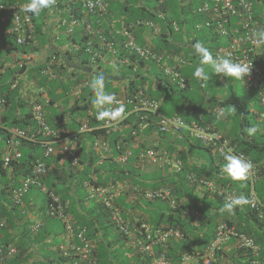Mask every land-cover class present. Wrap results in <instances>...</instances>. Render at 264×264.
Instances as JSON below:
<instances>
[{"label":"trees","instance_id":"16d2710c","mask_svg":"<svg viewBox=\"0 0 264 264\" xmlns=\"http://www.w3.org/2000/svg\"><path fill=\"white\" fill-rule=\"evenodd\" d=\"M0 1L1 4L7 5L16 4L19 2L17 0ZM104 1L107 3L108 8L107 12L103 16L107 17L108 20H111V18L119 19V27H117L119 28L118 30H111V33H109L110 29L108 28L99 29L98 25L95 24V20L92 23L93 26L90 25V21H84V19L90 16V14H83L81 12L83 9V0H75L72 2L68 1V7L66 6V9H64V14L66 17H64V19L62 18L59 21L58 28H62V33L67 35V37H72L73 33L79 27V31L82 34V38L84 40L88 37H92L93 40L98 39L97 35L101 34V37L103 39L111 42L117 51V58L119 60H127V63L124 66L118 64L123 69H119L118 67H116V69H119V77L121 78V80L123 78L127 81L126 85L124 86V91L126 93L131 94L132 91L141 88V84H143L144 82V76L142 73H140V69L142 67L148 68L151 75L156 74L164 79L163 76L165 75L163 71L160 72V63H163V61H173L177 66L180 65L179 63H182L183 67L180 70V73L184 80V87L180 88L179 86L174 85V88H170L171 93L172 95H178L183 98V93H187L188 91L192 92L195 88V85L198 86L197 88L202 90V92H205L206 90H204L202 86L204 84H207V90L212 91L208 92V97L206 99L200 98L199 102H197V114L193 115L192 120L197 121L202 126H208V117L204 118V114H207V111L202 104L206 102V104L208 103L209 105L212 104V106H215L221 105L220 103H223L218 101L216 97L218 94L223 92L224 83L227 78L222 76L221 83V81L219 80L221 76L219 74H215L214 70L207 64H205V72L210 74L209 80L200 81L194 76L196 67L200 66L198 61L200 60V57L195 53L193 47L196 42L203 43L207 48H209L214 57L216 55L217 49L226 45L225 38L218 36L213 23H210V26L208 27H202L201 29L198 28L199 24L203 25L206 22V16L200 13L198 10L207 0H198L195 11H193L192 7V4L195 0ZM250 1L253 3V17L254 19H258V16L264 9V2L262 0ZM25 2H29V0H20L19 4H26ZM190 14H192V18L189 17ZM29 15L33 30V39H35L36 34L40 35L41 33V29H35L34 26L36 25L35 17L39 15H33L31 13ZM74 20H76V25L73 26V30L68 35L66 34V24H69ZM38 21L41 22V20H37V22ZM63 21L64 24L62 25ZM137 21H140V24H137ZM146 21H149L152 24L151 27L145 26ZM188 23H191V25L193 26L194 31L192 33H190L189 30L186 29ZM84 24H89L90 26H92L93 28H91L95 33L93 35L86 33L84 30ZM129 24H134V29H132L131 31V34L134 38V43L145 48L148 47L151 51L161 56L162 58L160 62L157 63L153 60L144 61L138 58L135 54L131 53L128 49L123 47L126 38L122 34V30L125 29ZM8 27L9 26L2 27V30L5 31ZM27 28L28 27L23 24L17 32L13 31L10 35H2L3 38H10L9 43L12 44V48L10 49H21V51L26 53L25 51H29V49L32 48V40L20 47L15 44L16 35L17 37L24 35ZM202 29H205L206 33H202ZM146 33H148V42L144 41L142 38L143 34ZM181 36H184L183 38L185 39V43L187 44L184 45V41L179 43L178 37ZM55 37V40H58V37L60 38V34L59 36ZM78 51L85 52L89 51V49L87 48V45H84L82 49ZM56 54H58V52ZM56 54L48 56V63L52 58H54V60H57ZM82 61V63L84 64L85 60ZM253 61H255V64L261 68V73L264 74V65L257 63V57L253 58ZM46 67L47 66L45 65L43 69L41 66L37 68L42 82H45L46 79L48 80V75L44 73ZM136 67H138L139 70L136 69ZM25 68L26 66H22L21 68H17V71L21 72L25 70ZM147 78L145 80H147ZM165 82L167 81L165 80ZM9 84L10 83L5 82L0 86V90L5 92L6 102V108L4 111V115L2 116L3 127L5 129L17 127L19 129L29 131L36 137H40V135L37 134L38 129L34 127L31 119L32 107L30 106V110L27 111L24 108L29 105L28 103H24L23 101L21 102L19 100H17L18 102H14V92L16 91V89H10ZM105 86L104 90L108 89V91L113 92L112 94L115 97H121L118 95L120 94L118 92L119 90L113 89L109 81L106 82ZM88 91H91V94L93 93L92 88ZM155 98L159 99V96ZM230 98L233 99V96L231 95ZM255 99L258 103V106L261 107L256 96ZM79 100L83 101V98ZM188 100H190V98H188ZM90 102L88 101L85 106H82V108L80 107L83 114L87 112V108L90 107V105H93L92 102ZM236 105H234L236 109L232 112V114H247L245 115L247 117L241 118L239 120V134H236L235 138L231 139V143L237 150L246 154L251 158L253 163L256 164L258 179L254 185V188L256 195L263 206L264 133L260 136L256 133L249 134L246 125H248V121H250V119L252 120L254 116L251 115L247 106L241 104ZM93 106H91V111L96 114L97 109L95 107L93 109ZM130 108L131 107L129 105H126V113L131 110ZM18 110L21 111L19 114H17ZM263 110L264 109L262 108L261 112H263ZM200 115L204 118V120ZM57 117L58 119H61L60 115H57ZM89 120L91 126L100 124V120L96 119V115L91 117ZM46 121L53 130L58 129V125H55L53 117H48ZM139 121L140 124L143 123L145 125L144 129L146 130V132L152 129L157 134L166 135L158 131V117L156 115H150L144 121H141L139 120V115L137 114H130L126 117V119H124V124H126L127 127L124 128L125 130L123 131V133L119 132L106 135L103 130H98L92 132L91 134L100 133L105 135V137L107 138L112 135L113 140L109 141V144H111L112 147L117 143H119L121 147L122 145L127 147L128 143L130 144L133 140L130 133L131 131L137 130ZM188 121L189 120H187V122ZM213 130L217 131L216 129ZM142 133L143 131L138 132V134L140 135ZM6 139L7 137L5 136V132L0 131V142L4 141L3 145L5 144ZM198 142H195V144H193L189 141L188 145H192L193 148H199V150L206 151L209 154L213 153L211 152L212 150L209 147L206 148L204 146L205 144ZM18 149L21 152L20 159L17 162H12L7 168L2 167V158L0 154V218L5 220V226L0 228V240L3 242V244L13 245L17 250L15 256L8 260L7 264H89L87 261L79 262L74 255L72 256V254L68 257H63L59 254L58 247L64 244V240L62 237V234L64 232L63 220L60 219L57 215L47 216L45 214L49 204L51 203V200L48 197V192H53L58 197V204L65 207V213L71 218L74 226H78L79 228L83 229L85 228L87 237L91 240L98 235L100 229L113 227L116 231H118L115 223L110 218L109 212L102 204L93 203L94 205L89 206V208L84 210L83 215L79 217L77 216L76 204L82 205V202L87 201V196L85 194V196L82 197L79 196V194L75 198H72L71 195L68 194V191L70 190L68 188L73 186L76 187V189H84L83 181L87 179V176L83 178L84 180L80 181V178H78L79 176H76L74 169L71 168L70 165L68 166V163L63 164L65 171L59 170L57 167L51 168L50 166L53 162V156L44 158L42 155L43 150L41 148V144L39 143H29L26 145L23 144L19 146ZM191 156L195 157L194 154H191ZM207 156V164L204 163L202 165H199L198 163H189L188 156L186 154L182 155L181 157L179 156L180 158H178V160L181 163V168L178 171H175L177 177L174 178L173 181H166L164 185L157 184L156 186L148 188L149 190H157L160 188L167 189L169 190L170 195L174 200L173 208H171L165 200H162L164 203H166L168 210L162 209V215L160 214L159 216H157V219L155 221L156 225L154 224L155 227L153 228L168 226L178 229L182 234L181 239L177 240L178 246L180 247L179 250L181 252L179 257L173 256L167 250L169 248L168 245L173 242L172 240H170L163 247H154L155 252L166 253V256L169 258V260L171 259V261H178L184 255L189 254L193 256L204 255L209 247V244L213 241L216 235L218 226L225 224L228 227H234L236 230H238L239 233L251 237L258 249L256 256L257 258L254 257L251 250L245 248H235L231 249L229 252H225L226 254L224 255L229 258L231 263L249 264V260H257L261 264H264V217H262L261 213L259 212V209L261 208H251L249 203L243 206H237V208L233 212H229L224 208V205L229 199V197L225 195L227 192L230 193L232 197L243 195L248 199V201L250 200L249 182L244 180V183L241 187H232V184L229 183V181H227L222 174V168L226 164L225 159L218 156L217 153H214V156H211V154L210 157L208 154ZM38 159H41L43 162H45V164L49 168L47 175L42 180L43 184L47 188V193L41 192V189L39 187L32 186V188L29 189L27 193L22 197V202H24V204L26 203L24 206H28V210H25L20 208L19 205L12 202L10 196L11 190L19 185V177L28 174L32 163ZM80 163H82L81 160ZM93 167V164H88L86 166V170ZM9 170H11L10 180L9 176L7 175ZM113 172L119 175V180L120 178H124L126 173H130V171L124 169V166L120 165L119 171L114 168ZM96 173L97 170H95L94 175L98 176V174ZM188 176H193L194 180L189 181L187 179ZM75 177L79 180L78 183L75 182V184L77 183L76 185L71 182V179L74 180ZM201 178L214 182L219 187V189L225 190V192L219 195L218 193H212L210 191L200 189L199 192L203 196V202H201L196 195L197 189L201 188L197 181ZM102 182L103 181L101 179V183ZM58 183L63 187H58ZM105 184H107V182H105ZM34 195L38 196L41 202L38 212V220H40L41 225L36 231L33 232L30 231L29 227V224L31 222V216L29 214L32 211V209H30L29 199ZM83 198L84 200H82ZM160 200L161 199H159V201ZM199 202L201 204H199ZM151 205H154L152 201H147L145 203V206L150 207ZM120 207L122 208L123 206L119 205V211L121 210ZM156 207H158V205H156ZM72 211L73 215L70 216L69 214H71ZM161 217L162 219L160 220ZM58 222L61 223V231H56L54 234L52 232V226H56ZM98 226L100 227V229L98 228ZM119 238H125L121 231H119ZM49 239H51V241L47 242ZM55 239H58V241L55 242ZM72 242H77L75 237L72 239ZM230 242H232V240ZM133 249L136 250V252L138 253L137 255L140 257L141 254L137 251V249L135 247H133ZM46 250L47 253H43V251ZM108 251L109 246L102 247L101 249L99 248L98 251H95L96 253L94 262L97 264H112L109 261L110 256ZM223 252L224 250L222 246L221 250H219L216 254L217 256H219ZM40 254H44L45 256L42 257L41 260H39L40 262L32 261L35 260L33 257L38 258ZM143 258L142 262L149 264L148 258ZM123 261L124 260H122V262L119 261V264H125V262Z\"/></svg>","mask_w":264,"mask_h":264},{"label":"crops","instance_id":"0c3cea01","mask_svg":"<svg viewBox=\"0 0 264 264\" xmlns=\"http://www.w3.org/2000/svg\"><path fill=\"white\" fill-rule=\"evenodd\" d=\"M17 1H19V4L20 0ZM68 1L72 2L75 0H54V3L49 8L43 10L39 16L35 17V29H41V33L40 35L36 34V38L31 45L32 48L29 49V51H25L27 54H30L31 57H33L29 60V62H27V64H25L26 68L24 72L19 74L20 78L18 88L14 92V102L19 100L21 102L23 101L24 103H28L29 105L24 108L27 111L30 110V104L34 101L44 103L46 117H53L55 125H58V130H60L62 133H70L75 131L78 126V122L83 120L82 118H91L96 115L90 114L91 106L93 105H90V107L87 108L88 110L85 114L82 113V106H85L88 101L92 102L94 94H91V91H88L91 89L90 86H87V90H85L83 94L79 95L76 93L74 88L77 89L81 81L87 80L91 84V81L94 80L95 76L100 74L105 77L104 86L106 85V82L109 81L113 89L119 90V96H125L129 94L124 91V86L126 85L127 81L123 78L121 80L119 77V69L123 68L117 65L114 59L107 52L105 46L101 44L99 35H97L98 39L93 40L92 37H88L84 40L82 38V34L79 31V27L73 33L72 37H67V35L62 33V28H58L59 21L66 17L64 14V9H66V6L68 7ZM37 20H41V22H37ZM85 20L88 22L90 21V25H92L93 21L95 20V24L98 25L99 29L108 28L110 29L109 33H111V30L116 31L119 29L117 28L119 27V19L111 18V21L105 16L90 14V16L85 18L84 21ZM1 31L2 27L0 26V67L5 66L6 71L0 79V86L5 82L10 83L15 72L17 73V62H19L23 55L26 54L21 51V49H10L12 48V44L9 43L10 38H3ZM59 34L60 38L58 37V40H55V36H59ZM184 36L178 38L179 43L184 41L183 43L185 45L187 43H185V39L183 38ZM142 38L144 41L148 42V33L143 34ZM84 45H87L89 51H78L82 49ZM55 52H58V54ZM94 53L101 54V59L91 64L90 58ZM53 54L57 55V63L53 68V72L56 74V79H46L45 82H42L37 68L41 66L43 69L45 65L47 66V58ZM82 60H85L84 64L82 63ZM257 60V63L264 65V44L258 50ZM198 61L200 65V60ZM116 67L119 69H116ZM203 67L205 70L206 65H203ZM136 69H138V67H136ZM140 73H142L144 76V82L141 84V87L144 88L145 93L149 97L155 98L159 96L158 100L161 102L160 112L164 116L171 117L178 115L185 121H193V115L197 114V102H199L200 98L206 99L208 97V92L212 91L207 90V84L202 86V88L206 90L205 92H202V90L198 89V86L195 85V88L192 92L188 91L186 94H184L183 98H179L177 95L175 96L171 93L170 88H174L175 86L168 84L164 80L161 81L162 78L156 74L151 75L148 68L142 67L140 69ZM146 78L147 80H145ZM221 78L222 76L219 78V80L222 83ZM238 83L239 85H242V90L240 92L236 86L235 79H226L223 92L218 94L216 97L218 101L223 102L220 103L221 105L212 106V104L209 105L208 103L206 104V102L202 104L207 111V114H204V118L208 117V127L216 129L230 140L234 139L236 134H239V120L241 118L247 117L245 116L247 114H232V112L236 109L234 106L236 104L247 106L251 115L254 116L252 120L250 119V121H248L249 126L246 125L247 129L255 127L257 129L255 133L259 136L264 133V120L260 118L262 108L258 106L254 91L245 85L241 80H239ZM105 93L112 94L113 92H110L107 89ZM1 95H5V92L2 90H0V96ZM231 95L233 96V99L230 98ZM247 95L250 96L248 97ZM81 98H83V101L79 100ZM188 98H190V100H188ZM168 99H170V101H175V103H168ZM247 99L250 100L248 105L246 104ZM166 105H168V107H164ZM106 107L109 106L106 105ZM20 110L17 111V114L21 112ZM57 115H60L61 119H58ZM204 118L202 117L203 120ZM96 135H99V138L103 136V134L100 133L88 134L80 140L79 146L76 150L82 163H80V166L74 168L75 174L77 177L79 176L78 178H80V181H82L84 180L83 178L85 176L93 172L92 168L86 170V166L88 164H93V166H95L97 163L98 166L95 170H97L96 174H98V182L101 183L102 179L103 182L101 184H105V182L112 184L111 181L114 180L113 183L116 184L119 193L113 202L118 210L119 205L123 206L122 208L120 207L122 219L126 222L130 230L133 229L136 221L144 222L151 227H155L157 216L160 214L162 215V209L160 208V205H158V207H154L155 205H151L150 207L145 206L147 201L141 196V194H136V192L133 190V187L143 191H152L148 188L156 186L157 184L164 185L166 181H173V179L177 177L175 171H178L174 162L176 159L174 158L178 159L184 154L188 156L189 163H198L199 165L204 163L207 164V154L209 157L210 154L211 156H214L213 153L209 154L206 151H202L199 150V148H193L192 145H188L189 141L193 144L198 142L196 140H192L188 136L174 137L173 135L169 134L160 135L154 132L152 129L148 132H146L144 129L142 135L138 139V143L134 141H131L130 144L128 143L127 148L132 151V158L129 160L127 165L124 166V169L130 171V173H126L125 177L120 178L119 180V175L113 172L114 168L119 171V166L114 161V158L117 156L116 152L113 151L112 157H108L104 161L98 160V158L96 159V155L92 152L90 145L96 139V137H94ZM104 139H109V141H112L113 136L110 135L108 138L104 136ZM1 143H4V141H1ZM143 143H146L147 145L144 144L143 146ZM59 145L60 141L55 143L56 152L52 158L53 162L50 167H57L59 170L65 171L63 164L68 163V166L71 164L67 160L65 161L64 157L59 153ZM148 147H154L164 153L168 158V162H166V164H163V162H159V164L138 162L137 155L144 148L146 149ZM191 154H194L196 158L192 157ZM224 168L225 166L222 168V174L224 178L232 184V187H241L244 183V180L237 181L233 179L230 175L225 173ZM7 175L9 176L10 180L11 170L8 171ZM21 177H19V179ZM78 178L75 177L74 180L71 179V182L74 184L75 182L78 183ZM57 186L63 187L59 183ZM68 189H70L68 194L71 195L72 198H75L79 194V196L82 197L85 196V194L87 196L88 193V190L85 188V190L83 188L76 189V187L71 186ZM200 189L204 190L203 188H198L196 195L199 200L203 202V196L199 192ZM82 200H84V198ZM87 201L82 202V205L76 204V214L78 217L83 215L85 209L94 205L93 203H96V201L93 199H88ZM160 201L163 202L162 200ZM160 201L158 200L157 202L161 203ZM40 204L41 202L38 196L34 195L33 197H30L29 205L30 209H32L30 214V216L32 215L31 218L38 217ZM163 204L166 205V203ZM199 204L201 203L199 202ZM24 209L28 210V206H24ZM151 212H153L154 218L149 217L148 214ZM161 219L162 217L160 220ZM98 228L100 229L99 226ZM92 240L95 241H93L96 247L95 251H98L99 248L101 249L102 247L109 246V261L112 264H119V261L122 262V260H124L123 262H125V264H146L142 262L143 257H139L137 255L138 253L135 249H133V246L126 238H119V231H116L113 227L100 229L98 235ZM50 241L51 239H49L47 242ZM172 241L173 242L168 245L169 248L167 250L173 256L179 257L181 252L179 250L180 247L178 246V241ZM231 249L232 243L226 246L224 251L227 252V250L230 251ZM43 253H47V250L43 251ZM42 257H45L44 254H40L38 258L33 257L35 260L32 261H39ZM224 257H226L224 254L217 256L216 262L218 264H225ZM229 262L230 261L228 260L227 263Z\"/></svg>","mask_w":264,"mask_h":264},{"label":"built area","instance_id":"2783aa9c","mask_svg":"<svg viewBox=\"0 0 264 264\" xmlns=\"http://www.w3.org/2000/svg\"><path fill=\"white\" fill-rule=\"evenodd\" d=\"M264 2V0H262ZM25 4H0V23L5 27L9 26L2 33L10 35L13 31L17 32L20 27L24 24L28 28L24 35H16L15 42L17 45H25L29 41L33 40V30L31 25L30 13L23 10ZM108 5L104 0H83V14H97L98 16H103L107 12ZM200 13L206 16L205 26H210V23L214 24V28L218 36L225 38L226 45L224 47H219L216 51L215 57H231L236 62L246 63L252 65V70L248 76L244 78L243 83L253 89L257 95L261 107L264 109V74L261 73V68L255 64L253 58L256 57L258 50L263 44L254 45L252 42V37L255 30L262 28V23L264 22V9L261 11L258 19L253 17V3L250 0H207L205 1L200 9ZM64 21L62 22V25ZM140 24V21H137ZM76 25V20L71 21L66 24V34H70L73 30V26ZM149 21L145 22V26L151 27ZM132 29H134V24H129L125 29L122 30V34L125 36L126 41L123 47L128 49L131 53L135 54L138 58L147 61L153 60L155 62L161 61V56L151 51L148 47H142L134 43L133 35L131 34ZM84 30L88 34H94V30L89 24H84ZM99 39L101 44L105 46L110 56L119 62L117 59V51L113 44L106 41L99 34ZM99 53H94L91 56V61H95L99 58ZM163 60V59H162ZM55 63L54 58L48 63L45 74L53 77L52 66ZM121 63H127V60H122ZM161 68L164 74L171 80L176 81L179 86H183V79L179 76L177 68L170 66L168 63L163 61ZM4 69H0V75ZM88 83L83 82L82 87L86 86ZM18 85V79H14L11 82V89H15ZM116 101L122 102L124 105H129L131 108L127 112V115L137 114L139 115V120L144 121L150 115H156L158 117L157 129L160 133L170 134L174 137H183L188 135L190 138L197 140L207 147H209L213 153H217L218 156L224 159V154L231 149L233 154L240 155L243 159L250 161L253 165L246 179L249 182V192L250 200L249 205L251 208L259 209L261 216L264 217V209L256 195L254 185L257 182V168L256 164L253 163L250 157H248L243 152L237 150L235 146L221 133L214 131L210 127H205L200 125L197 121L185 122L181 117L174 115L171 117L163 116L160 113V102L154 99L148 98L143 91H137L123 98H115ZM109 107H116L117 104L113 103L108 105ZM4 109V100L0 99V129H1V116ZM32 120L36 124L37 131L47 140L43 141L44 155L49 156L54 154L53 144L59 140V131L49 128L45 121V111L44 107L40 103H34L32 105ZM260 118L264 120V110L260 114ZM127 127L124 124V119L119 122L114 121H102L100 126L97 128H91L88 122L83 121L77 131L71 133L66 137L65 140L60 141V153L63 155H69L71 158L72 166L78 164V156L74 153L77 141L81 136L86 133L92 132L95 129H101L106 135L112 133H119L125 130ZM145 128L143 123H138V128L136 131H131L132 141L138 143V132ZM9 140L3 150V164L4 168L8 167L12 160H17L20 157L16 146L18 141L16 139H23L27 141L34 142L35 137L29 135L27 132L13 128L8 131ZM91 149L93 153L100 160L108 157H112V152H116L115 161L118 164H126L132 158V151L117 143L115 146L111 147L109 142L104 139V135L99 138V136L92 143ZM175 166L177 170L181 168V163L177 158ZM137 160L140 163L148 162L150 164H159L163 162L166 164L168 162L167 156L154 147L144 148L138 155ZM46 174L45 165L41 162H36L28 175L21 178L18 187L14 188L11 192V200L14 204L20 205L22 197L27 193V191L32 186L41 187V177ZM189 181H193V176H188ZM198 184L204 190L210 191L212 193H218L221 195L225 190L219 189V187L212 181L201 178ZM83 186L87 193V199H93L96 202L102 204L110 214L111 220L115 223L118 231H121L125 238L131 243L133 247L143 256L148 258L149 264H194L196 261H201L202 264H212L215 259L216 253L221 250L222 246L228 243L229 240L234 239L236 248H245L253 252L257 251L253 240L248 236L239 233L234 227H228L227 225H219L217 228L216 235L213 241L210 243L207 251L204 255H184L179 261H171L166 256L164 252H155L154 247L166 245L171 239L178 240L181 239L182 234L178 229L161 226L159 228H153L146 223L135 222L132 230H130L126 222L122 219L120 211L114 205V199L118 196V189L114 185L102 186L95 184V177H90L89 180L83 182ZM136 194H141V196L146 201L153 200H167L170 195L169 190L160 188L152 191H143L136 187H133ZM229 198L232 197L230 193H226ZM48 197L51 200L49 204L46 215L53 216L57 215L63 220L64 232L62 234L64 244L58 247V252L63 257H68L74 255L79 262L87 261L89 264L95 263V244L87 237L85 228H79L74 226L73 221L65 213V207L58 204V197L53 192H48ZM171 206L174 204L173 201L170 202ZM41 225L40 220H35L29 225L30 231H36ZM4 226V220L0 218V228ZM76 238L77 242L73 243L72 239ZM17 250L11 244H3L0 240V264H7V261L15 256ZM251 264H259L257 261H253Z\"/></svg>","mask_w":264,"mask_h":264},{"label":"clouds","instance_id":"9594fccd","mask_svg":"<svg viewBox=\"0 0 264 264\" xmlns=\"http://www.w3.org/2000/svg\"><path fill=\"white\" fill-rule=\"evenodd\" d=\"M54 3V0H29V2L28 3H26L24 6H23V10L25 11V12H27V13H31V14H33V15H39L43 10H45V9H47V8H49L52 4ZM1 4V3H0ZM16 4H18V3H16ZM4 5H7V4H4ZM18 5H20V4H18ZM0 26H2V27H4L1 23H0ZM264 22L262 23V28H259V29H257V30H255V32H254V35H253V37H252V42H253V44L254 45H260V44H264ZM202 27H207V26H205V24H203V25H201V24H199V29H201ZM3 31V30H2ZM2 31H1V34L2 35H4L3 33H2ZM34 41V39L32 40V42ZM15 44H16V42H15ZM17 45V44H16ZM17 46H19V45H17ZM21 46H23V45H21ZM20 47V46H19ZM194 51H195V53L200 57V66H198V67H196V69H195V71H194V76L197 78V79H199V80H201V81H205V80H209V76H210V74H208V73H206L205 72V70H204V67H203V65H205V64H207V65H209L213 70H214V72H215V74H219L220 76H223V77H226V78H233V79H235V80H243L244 81V78L246 77V76H248L249 74H250V72H251V70H252V65H249V64H246V63H241V62H236V61H234L231 57H219V56H217V57H214L213 56V54H212V52L209 50V48H207L203 43H201V42H196L195 44H194ZM107 50V49H106ZM108 52V51H107ZM109 53V52H108ZM110 54V53H109ZM100 55V57L99 58H96V60L93 62V61H91V58H90V63L92 64V63H95L97 60H99V59H101V54H99ZM33 57V56H32ZM31 57V55L30 54H24L23 55V57H22V59L19 61V62H17V64H16V69L17 68H21L22 66H25V64H27V62H29V60L32 58ZM256 57H257V59H258V53H257V55H256ZM118 59V58H117ZM116 63H117V65L119 64V65H121V66H124L126 63H121V61L122 60H119V62L118 61H116V60H114ZM166 63H168L170 66H172V67H176L177 68V70H178V72H179V76L182 78V75H181V73H180V70L182 69V67H183V64L182 63H179L180 65L179 66H177L173 61H165ZM57 63V61L55 60V63L53 64V66H52V69L54 68V66H55V64ZM118 65V66H119ZM0 69H4V71L2 72V74L0 75V78L5 74V71H6V67L5 66H1L0 67ZM161 71H163L162 70V68L160 67V72ZM22 72H24V70L23 71H17V73L15 72V74H14V76H13V78H12V80L10 81V89H11V82L14 80V79H18V84H19V78H20V75L19 74H21ZM53 73V72H52ZM164 73V72H163ZM53 77H50V76H48V79L49 80H55L56 79V74L55 73H53ZM165 75V74H164ZM163 78L164 79H161V81H167L170 85H175V86H179V84L176 82V81H173V80H171L169 77H167L166 75L165 76H163ZM183 79V78H182ZM104 81H105V77L103 76V75H100V74H97L96 76H95V78H94V80H92L91 81V84L87 81V80H83V81H81L80 83H79V86H78V88L76 89V88H74L75 90H76V93H78L79 95L80 94H83V92H85V90H86V88H87V86H90L91 88H92V90H93V94H94V96H93V100H92V103H93V109H94V107L97 109V112H96V119L97 120H100V124H101V122L102 121H114V122H119V121H122L123 119H126V115H127V113H126V105H124L122 102H118V101H116L115 100V98H117V96L115 97L113 94H108V93H105V91H104ZM242 81V82H243ZM83 82H87L88 84L86 85V86H84V87H82V84H83ZM180 88H183L184 87V80H183V86L181 87V86H179ZM17 88H18V85H17V87L15 88L16 90H17ZM12 90H14V89H12ZM143 91L144 92V94L148 97V98H150V99H154V100H157V101H159L158 99H156V98H152V97H149L146 93H145V90H144V88L143 87H141V88H139V89H137V90H134V91H132L131 92V94H134V93H136L137 91ZM253 90V89H252ZM254 91V90H253ZM130 93L128 94V95H125V96H121V97H119V98H123V97H127V96H129V95H131ZM254 94H255V96L257 97V95H256V93H255V91H254ZM76 97H77V95H76ZM0 99H3L4 100V109H3V113H2V116L4 115V111H5V108H6V102H5V95H1L0 96ZM160 102V101H159ZM34 103H40V104H42L43 105V107H44V103H42V102H39V101H34V102H32L31 104H30V106L32 107V105L34 104ZM113 103H116L117 104V106L116 107H114V108H112V107H106V105H112ZM160 104H161V102H160ZM160 108H161V105H160ZM45 111V110H44ZM161 113V112H160ZM90 114H95V113H93L92 111H90ZM261 114V113H260ZM163 115V114H162ZM2 116H1V129H0V131H4L5 132V136L7 137V139H6V142H5V144L0 148V154H1V158L3 157V150H4V148H5V146H6V144H7V141L9 140V133H8V131L10 130V129H13V128H17V127H13V128H9V129H5L4 127H3V125H2ZM164 116V115H163ZM178 116V115H177ZM180 117V116H179ZM182 118V117H181ZM31 119H32V113H31ZM48 118L46 117V114H45V121L47 120ZM83 120H81L80 122H78V126H77V128H76V130L75 131H77L78 129H79V127H80V124H81V122H83V121H86V122H88V125H89V127H91V128H97V127H99L100 126V124L99 125H96V126H91L90 125V117H85V118H82ZM183 119V118H182ZM184 120V119H183ZM185 121V120H184ZM32 122H33V124H34V127H36V124L34 123V121L32 120ZM185 122H187V121H185ZM189 122V121H188ZM190 122H192V121H190ZM46 123H47V121H46ZM48 125V124H47ZM49 126V125H48ZM206 127V126H205ZM208 127V126H207ZM49 128H51L50 126H49ZM17 129H19V128H17ZM52 129V128H51ZM20 130H23V129H20ZM58 130V129H57ZM98 130H101V129H95L94 131H98ZM144 129H142L141 131H143ZM256 128L255 127H252V128H249L248 129V132H249V134H252V133H255L256 132ZM23 131H25V132H27L29 135L31 134V135H33L34 137H35V141L34 142H31V141H27V140H23V139H16V141H18V145L16 146V149H17V151H18V153L20 154V157H21V152L19 151V146H21V145H26V144H34V143H39V144H41V148H42V155H43V157L44 158H49V157H52V156H54L55 155V152H56V149H55V143L53 144V148H54V154H52V155H49V156H45L44 155V147H43V144H42V142L43 141H45V140H47V138H45L44 136H43V134H41V133H37V134H39L40 135V137H36L34 134H32V133H30L29 131H26V130H23ZM59 131V140L58 141H61V139L62 140H65L66 139V137L67 136H69L71 133H73V132H75V131H73V132H70V133H62L60 130H58ZM94 131H92V132H94ZM92 132H89V133H86L84 136H81L80 138H79V140L77 141V144H76V147H75V150H74V153L78 156V164L76 165V166H72V164H71V158H70V156L69 155H63V154H61L60 153V151H59V153L64 157V160H68L69 162H70V166H71V168H75V167H78V166H80V158H79V155H78V152H77V148H78V146H79V143H80V140L83 138V137H85L86 135H88V134H91ZM140 132V131H139ZM220 133V132H219ZM95 134V133H94ZM142 135V134H141ZM140 134H138V136L140 137L141 136ZM223 135V134H222ZM99 135H96V136H94V137H98ZM105 136V135H104ZM185 136H188V135H185ZM189 137V136H188ZM190 138V137H189ZM227 138V137H226ZM192 139V138H191ZM229 139V138H228ZM105 140H107L108 142H109V140L108 139H105ZM192 140H194V139H192ZM230 140V139H229ZM57 141V142H58ZM197 141V140H196ZM94 142V141H93ZM92 142V143H93ZM230 142H231V140H230ZM144 144H146V143H143V146H144ZM110 145V144H109ZM147 145V144H146ZM90 146H92V144L90 145ZM111 146V145H110ZM206 146V145H205ZM112 147V146H111ZM207 147V146H206ZM59 150H60V145H59ZM92 150V149H91ZM93 152V151H92ZM214 154V153H213ZM20 157L17 159V160H12L11 162H10V164L12 163V162H17L19 159H20ZM98 157L96 156V159H97ZM116 158V157H115ZM115 158H114V161H115ZM224 159H225V161H226V164H225V168H224V171H225V173H227L228 175H230L233 179H235V180H237V181H243V180H246L247 179V177H248V175H249V172H250V170L252 169V167H253V165H252V163L250 162V161H248V160H246V159H243L240 155H236V154H233L232 153V150L231 149H229L225 154H224ZM98 160H100L99 158H98ZM104 160H106V158L105 159H103L102 161H104ZM41 162V163H43L44 165H45V168H46V174L43 176V177H41V187H39L40 189H41V192H43V193H47V188L45 187V185L43 184V182H42V180H43V178L47 175V173H48V170H49V168L47 167V165L45 164V162H43L41 159H38V160H35L33 163H32V165H31V168H32V166L36 163V162ZM116 162V161H115ZM129 162V161H128ZM127 162V163H128ZM117 163V162H116ZM127 163L126 164H118V166L120 165V166H126L127 165ZM2 164H3V159H2ZM9 164V165H10ZM8 165V166H9ZM98 166V164L96 163V165L92 168V170H93V172H91L89 175H87V179L86 180H89V178L90 177H95V184L96 185H102V186H108V185H114L115 187H117L116 186V184L115 183H113L114 182V180L113 181H111V183L112 184H100L99 182H98V178H97V176L96 175H94V172H95V169H96V167ZM3 167V166H2ZM4 168V167H3ZM7 168V167H6ZM31 168H30V170H31ZM75 170V169H74ZM30 172V171H29ZM29 174V173H28ZM28 174H26V175H28ZM25 176V175H24ZM23 177V176H22ZM21 177V178H22ZM21 178L19 179V181H18V184H19V182H20V180H21ZM84 182V181H83ZM18 187V186H17ZM37 187V186H36ZM84 187V186H83ZM32 188V187H31ZM30 188V189H31ZM118 189V188H117ZM13 190V189H12ZM12 190H11V192H12ZM11 196V195H10ZM169 198L167 199V200H165L167 203H168V205L171 207V208H173L174 206V204L171 206V201H173L174 202V200H173V198L171 197V195H169L168 196ZM259 199V198H258ZM88 200V199H87ZM159 200V199H158ZM260 201V200H259ZM96 203H99V202H96ZM249 203V201H248V199L246 198V197H244L243 195H237V196H234V197H230L229 199H228V201H227V203L224 205V208H225V210H227V211H229V212H233L236 208H237V206H243V205H246V204H248ZM261 203V202H260ZM100 204V203H99ZM262 205V204H261ZM20 206V208H22V209H24V203L22 202V199H21V204L19 205ZM262 208L264 209V205L262 206ZM30 214H31V212H30ZM29 214V215H30ZM32 216V215H31ZM4 220V219H3ZM35 220H38V217L37 218H31V222H30V224H32ZM139 223H144V222H140V221H138ZM29 224V225H30ZM4 226H5V220H4ZM3 226V227H4ZM249 238H251V237H249ZM252 239V238H251ZM172 240V239H171ZM232 240V242H230ZM231 240H229L228 241V243L227 244H225L224 246H223V250H224V248L226 247V246H228L230 243H232V249H235L236 247L234 246V244H235V240H233V239H231ZM253 240V239H252ZM175 241H177V240H175ZM253 242H254V240H253ZM210 245V244H209ZM227 249V248H226ZM249 250V249H248ZM258 250V249H257ZM226 251H224L222 254H220V255H223V254H226L225 253ZM227 252H229L228 250H227ZM252 252V254L254 255V257H256L257 256V251L256 252H253V251H251ZM189 255H191V254H189ZM142 256V255H141ZM257 258V257H256ZM169 259V258H168ZM228 260H229V258H228ZM217 254L215 255V259H214V261L212 262V264H218L217 262ZM230 261V260H229ZM253 261H257V260H249V264H251ZM259 264H261L259 261H257ZM194 264H202V262L201 261H196V263H194ZM227 264H232L231 263V261L229 262V263H227Z\"/></svg>","mask_w":264,"mask_h":264},{"label":"rangeland","instance_id":"374dc122","mask_svg":"<svg viewBox=\"0 0 264 264\" xmlns=\"http://www.w3.org/2000/svg\"><path fill=\"white\" fill-rule=\"evenodd\" d=\"M197 1L198 0H195L194 1V3L192 4V7H193V11H195L196 10V7H197ZM189 17L190 18H192V14H190L189 15ZM181 18V17H180ZM186 29L187 30H189V32L190 33H192L193 31H194V29H193V26L191 25V23H188L187 24V26H186ZM202 33H206V30L205 29H202V31H201ZM192 35V34H191ZM239 80H236V86H237V88L239 89V92L242 90V85H239ZM183 94H186V93H183ZM178 96V95H177ZM248 97L250 96V95H247ZM179 98H181V96H178ZM175 103V101H173V100H171L170 101V99H168V103ZM246 102H247V104H249L250 103V100L249 99H247L246 100ZM167 103V104H168ZM164 107H168V105H166V106H164ZM3 145V143H1L0 142V148H1V146ZM0 181H1V179H0ZM153 202V204L155 205L154 207H156V205H160V208L161 209H165V210H168V207L166 206V205H164L163 203L164 202H162V203H158L157 201H152ZM69 214V213H68ZM70 216H72L73 215V211L71 212V214H69ZM149 215V217H151V218H154V216H153V212H151L150 214H148ZM53 228H52V232L55 234V232L57 231V232H60L61 231V223L60 222H58L57 223V225L56 226H52ZM58 241V239H55V242H57ZM54 242V243H55ZM224 259H225V261H224V263L225 264H227V262H228V258H227V256L226 257H224Z\"/></svg>","mask_w":264,"mask_h":264}]
</instances>
